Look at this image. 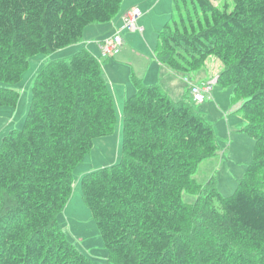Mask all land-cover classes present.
Returning a JSON list of instances; mask_svg holds the SVG:
<instances>
[{"label": "trees", "instance_id": "trees-1", "mask_svg": "<svg viewBox=\"0 0 264 264\" xmlns=\"http://www.w3.org/2000/svg\"><path fill=\"white\" fill-rule=\"evenodd\" d=\"M122 1L0 0V108H16L12 85L31 57L58 52L87 26L118 18ZM230 1L172 0L154 54L181 74L209 56L222 61L216 85L232 87L241 103L252 159L228 197L213 178L198 185L197 165L218 150L213 128L193 111L188 91L173 102L159 85L133 78L135 92L122 105L119 162L80 181L115 264H264V190L253 185L264 174V0ZM115 122L110 87L88 51L39 69L22 127L0 142V264H112L80 252L56 215L72 194L76 165ZM183 191L195 202L184 204ZM200 211L213 216L216 229L205 225L199 243L201 235H192ZM241 247L256 259L233 252Z\"/></svg>", "mask_w": 264, "mask_h": 264}, {"label": "rangeland", "instance_id": "rangeland-1", "mask_svg": "<svg viewBox=\"0 0 264 264\" xmlns=\"http://www.w3.org/2000/svg\"><path fill=\"white\" fill-rule=\"evenodd\" d=\"M222 2L230 3L231 1L221 0ZM145 3L150 4V10L143 11L144 5L140 7V11L144 13L138 21L142 31L123 32L126 43L125 49L127 47L131 55L122 58L123 55L121 54V58L120 55L118 58L114 57L116 59L112 58L119 62L116 65H113L112 61L101 64L102 70L107 72L106 75L110 77L111 83H113L112 90L121 99L124 91L128 93L126 97L133 93L131 76L139 78L141 83L145 84V69L149 60L154 62L153 51L157 44V34L162 30L170 16L172 0H148ZM221 3H217V5L220 6ZM129 7V1L123 0L118 15L123 14L122 12ZM107 27L110 25L104 26V28ZM93 33H96L95 29H92L91 32L86 31L83 34L85 40ZM129 45L133 48L132 50L128 48ZM92 46H94V42ZM71 53L40 54L29 59L28 69L23 73L22 79L19 83L12 85V88L20 94L16 108H0V142L9 131L22 127L31 103L33 81L39 69L51 61L68 58L72 55ZM224 68L225 65L222 61L214 56H209L197 71L188 74L168 72L169 76L166 75L163 80L168 81L170 85L180 86L185 95L188 88L185 79L190 84H207L208 86L212 80L217 79ZM210 88L205 101L201 104H194L188 98V103L193 107V111L202 115L204 120L213 128L218 146L215 156L205 159L197 165L193 179L198 185L203 186L213 178L218 193L223 197H228L233 194L238 182L244 177L247 165L253 156L254 142L244 131L247 118L239 110L241 103L233 96L232 87L222 89L213 83ZM166 95L173 102H178L183 98L173 100L168 94ZM122 105L121 103L117 107L115 104L116 122L112 134L95 139L90 153L76 165L73 171L72 194L64 209L56 215L58 226L65 233L66 239L89 259L100 263L115 264L116 262L114 258L109 257L95 221L83 202L80 181L87 173L119 162L121 156ZM253 185L264 190V174L257 176ZM195 200V196L186 191L182 192L181 201L184 204H191ZM195 223H197V227L193 231L192 237L195 239V235L200 234L201 237L197 238L199 243L202 239L205 240L204 234L201 233V231L205 233V225L211 224L212 227L209 226V229H216L213 216L208 213L203 214V211L198 213ZM209 229L206 231L212 233ZM233 250L237 255L243 254L253 260L256 259V255L250 249L241 247V249L234 248Z\"/></svg>", "mask_w": 264, "mask_h": 264}, {"label": "crops", "instance_id": "crops-1", "mask_svg": "<svg viewBox=\"0 0 264 264\" xmlns=\"http://www.w3.org/2000/svg\"><path fill=\"white\" fill-rule=\"evenodd\" d=\"M128 1H129V6L130 7L137 6L140 9L141 5L142 6L144 5L143 11H149L150 10V4H146L145 3L148 0H128ZM128 9L126 8L122 13H125ZM171 10H172V7H171ZM143 14L144 13H142V15ZM170 14H171V12H170ZM122 15L123 14H121L118 18H116V19H114V20H112L111 22H108V23L92 24V25L87 26L84 29L83 34L86 31H90L91 32L92 29H95L96 33H93V35H90V37H88L87 40H85L84 35H83L82 38L79 41H77L76 43H74V44H72V45H70V46H68V47H66V48H64V49H62V50H60L58 52H55V53L56 54L57 53H60V54L61 53L62 54L63 53L64 54L68 53V54H70L72 52L71 54H73L76 51H78V50L83 48L86 51H88L91 55H93L97 59H99L100 65L102 63H104V62L106 63L108 61H112L113 65H116L119 62L114 61V59L118 58L119 55H120V58H121V54L123 55L122 58L129 57L131 55V52H128L127 47L125 49L126 43H125V39L123 38V32L128 31V30L124 29V30L121 31V35H122V38H123V45H122L121 52L114 59H106V60L100 59V52H99V49H98V43L100 41L104 40L105 38H108V37L112 36L116 30L121 29L122 24L120 22V18H121ZM138 21H137V26L140 27ZM105 25H110V27L104 28ZM140 28H142V27H140ZM132 32L135 33L136 31H132ZM93 42H94V46H92ZM128 48H130L131 50L133 49L130 45H129ZM125 51H126V55H125ZM153 55H154V62L149 60L148 65H147V67L145 69L146 81H145L144 85H153V84L159 85L160 88L162 90H164V92L166 94H168L171 97V99H173V100H178L179 98H182V97L184 98L185 95H184L183 89L180 86H178V85L176 86L175 84L170 85V83H168V81H166V80L164 81L163 80V78L166 75L169 76L168 72H171L173 74H177V73L171 71L166 66L161 65L158 62L157 58L155 57L154 51H153ZM101 71H102V76L104 77V79L107 82V84L110 86V90H111V93H112V96H113V100H114V103L116 104L117 107L120 106L121 103L123 104L124 100L126 98H128L129 96H131L135 92V87L133 85V78H136V79H138L141 82V80L139 78H137L135 76H131V83L133 85V88H132L133 89V93L131 95H129L128 97H126L128 93L126 91H124L123 97L121 99L117 95V93L115 94L114 91L112 90L113 89V83H111L110 77L106 75L107 72L102 70V66H101ZM187 91H188V88H187ZM182 99H180V100H182Z\"/></svg>", "mask_w": 264, "mask_h": 264}, {"label": "built area", "instance_id": "built-area-1", "mask_svg": "<svg viewBox=\"0 0 264 264\" xmlns=\"http://www.w3.org/2000/svg\"><path fill=\"white\" fill-rule=\"evenodd\" d=\"M141 15L142 12L137 6H132L125 13H123L120 18V22L122 24L121 29L116 30L112 36L105 38L98 43L100 59H112L121 52L123 45V38L121 35L122 30L126 29L128 31H142V28L137 26V21ZM185 83L188 84V94L190 100L194 104H201L205 101L207 94L210 92L211 84L216 83V79L212 80L208 86L207 84H190L186 79Z\"/></svg>", "mask_w": 264, "mask_h": 264}]
</instances>
